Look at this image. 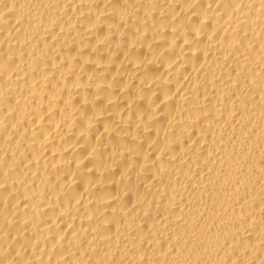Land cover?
I'll return each mask as SVG.
<instances>
[{"label": "bare ground", "instance_id": "1", "mask_svg": "<svg viewBox=\"0 0 264 264\" xmlns=\"http://www.w3.org/2000/svg\"><path fill=\"white\" fill-rule=\"evenodd\" d=\"M0 264H264V0H0Z\"/></svg>", "mask_w": 264, "mask_h": 264}]
</instances>
